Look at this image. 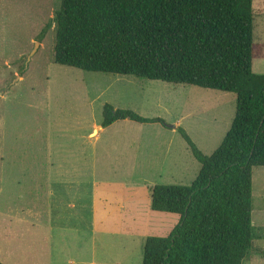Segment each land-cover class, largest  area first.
<instances>
[{"label": "rangeland", "instance_id": "rangeland-1", "mask_svg": "<svg viewBox=\"0 0 264 264\" xmlns=\"http://www.w3.org/2000/svg\"><path fill=\"white\" fill-rule=\"evenodd\" d=\"M60 3L0 0V262L142 264L146 237L167 236L180 218L151 209L154 185H190L200 163L160 122L101 130L104 105L181 126L210 155L231 126L236 94L56 64L55 22L38 34ZM253 9L264 53V0ZM253 71L264 73V54ZM252 194L264 234V166L253 168ZM243 264H264V239Z\"/></svg>", "mask_w": 264, "mask_h": 264}, {"label": "trees", "instance_id": "trees-1", "mask_svg": "<svg viewBox=\"0 0 264 264\" xmlns=\"http://www.w3.org/2000/svg\"><path fill=\"white\" fill-rule=\"evenodd\" d=\"M54 61L90 72L131 75L236 94L220 145L205 155L175 129L200 163L190 185L156 184L150 206L176 213L167 236H147L142 264H243L253 250V168L264 166V73L253 71V0H61ZM160 122L106 103L102 127L119 120ZM1 264V262H0Z\"/></svg>", "mask_w": 264, "mask_h": 264}, {"label": "crops", "instance_id": "crops-1", "mask_svg": "<svg viewBox=\"0 0 264 264\" xmlns=\"http://www.w3.org/2000/svg\"><path fill=\"white\" fill-rule=\"evenodd\" d=\"M100 128H101V130H103V127H102V126H101ZM100 128H99V130H100ZM171 130H172V131H175L176 129H175V128H172ZM104 202H105V201H104ZM104 202H103L102 205H104ZM150 202H151V201H150ZM10 240H11V238H8V237L5 236L3 242L7 245V244L10 242ZM7 246H8V245H7ZM8 251H9V250H8Z\"/></svg>", "mask_w": 264, "mask_h": 264}, {"label": "water", "instance_id": "water-1", "mask_svg": "<svg viewBox=\"0 0 264 264\" xmlns=\"http://www.w3.org/2000/svg\"><path fill=\"white\" fill-rule=\"evenodd\" d=\"M38 43H36V45H37ZM169 126L171 127V128H176V124H169Z\"/></svg>", "mask_w": 264, "mask_h": 264}, {"label": "bare ground", "instance_id": "bare-ground-1", "mask_svg": "<svg viewBox=\"0 0 264 264\" xmlns=\"http://www.w3.org/2000/svg\"><path fill=\"white\" fill-rule=\"evenodd\" d=\"M97 132H98V129H97Z\"/></svg>", "mask_w": 264, "mask_h": 264}]
</instances>
